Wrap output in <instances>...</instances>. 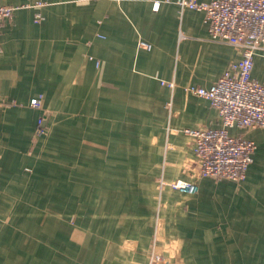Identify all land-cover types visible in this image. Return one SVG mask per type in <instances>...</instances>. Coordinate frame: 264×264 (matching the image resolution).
Returning <instances> with one entry per match:
<instances>
[{
	"label": "crops",
	"instance_id": "crops-1",
	"mask_svg": "<svg viewBox=\"0 0 264 264\" xmlns=\"http://www.w3.org/2000/svg\"><path fill=\"white\" fill-rule=\"evenodd\" d=\"M0 3L17 8L0 34V264H264V129L245 131L257 148L239 182L201 175L184 133L222 125L185 88H210L241 58L211 39L204 12ZM252 76L264 81L263 51ZM180 178L198 193L159 184Z\"/></svg>",
	"mask_w": 264,
	"mask_h": 264
},
{
	"label": "built area",
	"instance_id": "built-area-1",
	"mask_svg": "<svg viewBox=\"0 0 264 264\" xmlns=\"http://www.w3.org/2000/svg\"><path fill=\"white\" fill-rule=\"evenodd\" d=\"M176 3L182 10L202 11L213 41L239 48L241 58L229 65L216 84L210 88L186 87L187 93L205 98L219 112L222 125L219 128L188 129L184 133L192 138L194 153L201 174L215 179L243 181L253 161L256 143L245 137L243 131L264 128V81L253 78L254 60L264 52V0H213L200 3L197 0H165ZM160 3H156L157 10ZM16 7L0 3V34L5 21L11 19ZM40 20V15L36 16ZM142 47L151 45L142 42ZM165 84V82H163ZM173 83L169 87L174 89ZM42 96L34 98L31 106L39 109ZM46 113L38 120L37 135L43 133ZM242 133L232 135L230 130ZM165 186V182H160ZM171 189L195 195L196 183L178 179L167 184ZM164 261L161 256H154Z\"/></svg>",
	"mask_w": 264,
	"mask_h": 264
},
{
	"label": "rangeland",
	"instance_id": "rangeland-1",
	"mask_svg": "<svg viewBox=\"0 0 264 264\" xmlns=\"http://www.w3.org/2000/svg\"><path fill=\"white\" fill-rule=\"evenodd\" d=\"M170 83H173V82H169V83H166L165 82V84L164 85H167V86H169V84ZM175 84H177V83H175ZM171 88V87H170ZM175 88H177V87H175ZM186 92V91H185ZM47 114V115H46ZM45 115H46V120H45V123H44V129H43V133L42 134H40V135H37L38 137H40L47 145H48V143L49 142H51V140H52V138H53V134H54V127H53V123H51V121H50V115L48 114V113H46ZM50 121V122H49ZM49 123V124H48ZM261 129H264V128H259V129H255V130H261ZM250 131V130H249ZM242 133V132H241ZM243 133H244V135H245V131H243ZM246 137V136H245ZM247 138V137H246ZM254 141V140H253ZM196 160V159H195ZM195 167H196V169L200 172V174H201V171H200V168H199V166H198V164H197V161H195ZM202 175V174H201ZM181 179V178H180ZM175 180H178V179H175ZM175 180H172V181H165V186L166 187H168V188H170L167 184H169L170 182H173V181H175ZM183 180H185V179H183ZM160 185H161V183H159ZM162 186V185H161ZM171 189V188H170ZM173 190V189H172ZM156 256V255H155ZM154 260H156L155 259V257H154ZM157 261V260H156ZM166 260H164V262H165Z\"/></svg>",
	"mask_w": 264,
	"mask_h": 264
}]
</instances>
